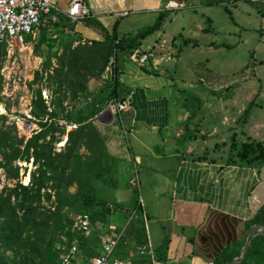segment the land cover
<instances>
[{"label":"crops","instance_id":"obj_1","mask_svg":"<svg viewBox=\"0 0 264 264\" xmlns=\"http://www.w3.org/2000/svg\"><path fill=\"white\" fill-rule=\"evenodd\" d=\"M69 1L51 0L56 21L49 29L40 27L38 33L52 31L54 36L62 30L72 38L71 45H89L91 41H101L104 35L85 25L82 19L68 23L62 12ZM165 1L82 0L87 16L98 20L107 33L111 32L115 23L117 38L123 33L136 32L151 24L157 13L164 10L162 5ZM209 1L211 0H188L195 7L206 5ZM226 1L231 4L234 2ZM255 1L264 6L262 1ZM215 2L223 4L225 1ZM168 11L170 13L172 10ZM201 16L203 25L199 26V31L203 35L211 32L212 20L210 14L204 15L202 12ZM168 20L167 17L162 30L145 36L140 45L128 53L120 51L116 44L117 77L109 82L100 76L106 62L98 69L96 80H92L95 88L90 97L102 100V107L110 97L127 101V107L119 115L120 119L105 111L110 120H99L97 130L106 136L103 141L107 153L125 162L133 159L131 166L133 163L136 165L144 185L148 187L144 198L137 195V200L146 221L151 224L152 236L146 233L147 241L156 254L160 247H164L163 259L157 254L158 258L161 261L177 258L171 264H217L225 253L233 252L239 244L242 245L238 256L241 255L251 228H264L248 222L264 201L261 169L256 168L255 160L249 161L247 165H242L235 157L226 164H221L218 160L219 151L213 150V147L219 141L213 138L217 137L216 131L221 121L220 110L221 107L225 109L226 103L232 102L234 98L230 92L221 101V97L214 91L209 92L210 94L203 89L180 93V89L174 88V83L168 76L169 69L176 68L178 62L180 64L183 46H193L198 42L180 32L165 39L162 31ZM183 38L189 41L183 43ZM202 43L207 52L212 54L219 52L216 51L219 48L230 46L210 38L203 39ZM112 47L113 41L111 49ZM133 51H149L147 65L141 67L132 62L128 55ZM110 55L111 51L108 60ZM198 59V56L188 53L183 66L185 70L181 74V77L186 76V81L192 82V89L195 82L203 81L193 68L201 62ZM203 60L207 62L206 57ZM192 75L194 77L191 78ZM209 79L213 80L207 82L210 85L207 88L214 90V78ZM246 122L247 118L244 124ZM254 128L255 126H247L249 132ZM234 136L231 133L230 138ZM224 140L221 141L222 145ZM208 142L212 143L211 146L207 145ZM261 144L264 145L262 142ZM229 145L234 147V141ZM206 146L211 147L207 153L204 150ZM251 157L252 154L249 153V157L245 158L249 160ZM115 188L98 190L100 197L106 198L105 204L109 198L99 191L105 190L111 194L113 191L115 195ZM120 188L119 183L117 190ZM132 199L127 198L125 202L119 200L113 204L115 209H112L111 203L106 204L107 208L100 213H91L89 208L82 205L77 207L90 214V230L99 229L100 233L116 232L122 227L115 224L114 220L110 221V214L116 210L127 212L128 207L132 211ZM234 258L236 257L232 259Z\"/></svg>","mask_w":264,"mask_h":264},{"label":"rangeland","instance_id":"obj_2","mask_svg":"<svg viewBox=\"0 0 264 264\" xmlns=\"http://www.w3.org/2000/svg\"><path fill=\"white\" fill-rule=\"evenodd\" d=\"M215 1L211 0L208 4H202L198 7H195L193 3H189L186 7L170 11L169 20L164 25L162 31L164 32L163 37L169 39L171 36H175L177 32H180L182 35L188 34V37L196 39L198 44L182 47L180 64L178 62L176 68L173 70L169 69L168 76L172 79L174 88L180 89V91L178 90L180 93L196 92L202 89L208 93L214 91L221 97L222 101L225 100L226 94L230 92L231 97L234 99L232 102L226 103L225 109L221 107V121L218 125L219 129L216 131L217 137L213 138L219 142L217 145H214L213 150L219 151L220 159L218 160L221 164H226L231 161L232 157H235L236 161H239L242 165H247L250 160H247L245 157H238L242 146H247L249 141L264 143V6L259 4L258 1L234 0L232 4L226 0H221L225 1L223 4ZM223 6L230 11L231 18ZM202 12L204 15L210 14L212 20L210 23L211 32L203 35L199 31V26L203 25L201 23L203 18L201 16ZM52 34H54L52 31L38 33V36H35L31 41V56L29 57L20 54L15 48L13 49L12 56L8 57L5 46L0 44V108L2 109V112H0V128L8 131L7 143H14L16 140L21 139L20 144L15 143V146L19 148L32 136L24 140L16 132L15 126L10 123V117L18 114V111L22 109L24 101H29L34 117L41 119L44 114L38 113L37 106L39 104L42 106V102L40 103L41 100L38 97L40 96L42 99L44 93L52 110V118L63 117L67 121L78 123V126L81 123L77 122V117H80V115L85 114L86 111L94 107L92 106V101L94 104H96L95 101L97 102V100H94V97L91 98L90 96L95 88V82L93 83L92 80H96L99 74V64H77L75 69L79 70V73L75 71L69 72L68 61L63 56L64 53L68 54L73 49H78L79 47L85 48L92 44L71 45V40H68L71 37L67 36L62 30L54 36ZM207 38L213 41L224 42L225 45L230 46L216 50L219 52L209 53L206 50V46L202 43L203 39ZM188 53H193L195 56H198V60H201L193 68L198 73V76L201 75L203 81L201 83L195 82L194 89L191 88L192 82L186 81V76L181 77V74L185 70L183 66L184 62L188 59ZM26 54H28V51ZM203 57L207 58V62L203 60ZM36 70L37 74H35ZM74 75L77 77L81 75L83 77V89L82 91H78L74 88L75 95L71 96L70 91L72 88L78 87L77 82H74ZM190 77L192 78L194 75ZM211 77L215 81L214 90L207 88V86L210 87L207 82L213 80L209 79ZM88 97L91 101L87 99ZM228 106L229 109H227ZM103 109L104 107L98 108V111L90 118L96 129L100 125L99 120H110L107 112ZM246 118L247 122L244 124ZM115 121L114 123H116ZM44 122L43 120L38 122L40 130L43 128ZM46 122L48 121L46 120ZM247 126H255V128L249 132ZM55 127L56 129H53V131L48 130L47 132L54 139L50 144L52 150L53 148L61 147L57 145V142L63 132L57 125ZM233 130L235 131L233 132ZM114 132H116L115 128ZM231 133L235 135L233 138H230ZM100 135L103 140L104 137L106 138L104 134ZM47 138L48 136H46ZM223 140L226 147L222 145L223 142L221 141ZM231 141H234V147L229 146ZM66 144L67 141L59 151H62ZM211 144V142H208L207 145L211 146ZM204 150L207 153V150H211V147L206 146ZM53 152L57 153L54 150ZM78 153L80 155L86 153L84 146L80 145L78 147ZM246 157H249V154ZM131 161L126 160L125 162L120 159L118 162L116 188L107 187L108 189L115 188V195H113V191L112 194L105 190L99 191L109 198L106 204L111 203L112 209H115L113 204L119 202V200L125 202L127 198L132 199L133 197H137V195H142L144 198L146 191H148V187L144 185L139 171L138 186H131ZM12 166L17 170L15 176L6 175L5 170L0 167V190L13 187L16 183L29 185L31 171L33 170L32 158H28V161L16 158L12 161ZM260 176L262 175L260 174ZM24 180H27V182L25 181L26 184L23 183ZM119 183L121 188L117 190ZM73 189L74 186L68 187L69 191H73ZM48 191L52 193L49 189ZM127 209V212L113 211L109 217L110 221L114 220L115 224L120 227L127 226L135 217L130 207ZM63 212L67 219H63V224L70 227L76 216L83 211L81 208L74 206L71 209L63 210ZM143 226L145 233L152 236L151 224H148V221H146ZM94 231L97 230H91V232ZM69 233V237L64 236L61 239L70 240L74 233L70 230ZM129 245L130 253L134 254L136 245L133 239H130ZM8 254L9 251H5L3 256H7Z\"/></svg>","mask_w":264,"mask_h":264},{"label":"trees","instance_id":"obj_3","mask_svg":"<svg viewBox=\"0 0 264 264\" xmlns=\"http://www.w3.org/2000/svg\"><path fill=\"white\" fill-rule=\"evenodd\" d=\"M224 9L231 18L229 10L225 6ZM168 15V10L159 11L151 24L139 28L136 32L123 33L119 38L115 36V23L111 32L107 33L98 20L83 17L82 22L85 25L93 27L104 37L101 41H91V46L64 53L63 56L68 61V71L79 73L75 66L85 63L99 64L101 68L108 60L115 38L118 39L117 46L120 51L130 52L140 45L145 36L162 30ZM188 41L182 39L183 43ZM74 79L78 87L72 88L71 96L75 95L74 88L78 91L83 89V77L74 75ZM102 102L97 100L94 104L92 101L94 107L77 117V122L81 124L67 133V144L57 153L53 152L50 145L54 139L47 133L48 130L56 129L52 122L27 139L21 148L15 146V143H21V139L7 143L8 131L0 128V167L5 170V174H17L16 168L12 166V161L16 158L28 161L31 157L33 165L29 185L16 183L13 187L0 190V264H61L57 260L55 244L64 236L69 237V230L72 232L71 227L63 224V219H66L63 210L82 205L89 208L91 213H100L107 208L105 199L100 197L98 190L116 187L119 160L107 153L103 138L90 119L97 109L102 107ZM37 110L38 113L44 114V108L40 104ZM80 145L85 148L84 155L78 153ZM249 153L254 154L249 160H255L256 168L261 169L264 184V146L258 142H249L247 146H242L238 157L244 158ZM69 186H74L73 191L68 190ZM132 200L135 217L120 229L114 256L131 254L130 239L134 240L136 246L147 242L141 205L137 197ZM248 222L264 227V201ZM95 230L97 231L89 230L82 236L73 235L79 242L82 257L88 258L102 252L99 243V235L102 233L99 229ZM241 245L239 244L233 252L225 253L217 264H224L237 257ZM5 251H9L7 256H3ZM157 254L163 259L164 247H160ZM144 262L142 257L133 256L132 264ZM234 264H264V234H254L249 240L244 256Z\"/></svg>","mask_w":264,"mask_h":264},{"label":"built area","instance_id":"obj_4","mask_svg":"<svg viewBox=\"0 0 264 264\" xmlns=\"http://www.w3.org/2000/svg\"><path fill=\"white\" fill-rule=\"evenodd\" d=\"M188 4V0H166L162 5V9L177 10L186 7ZM62 14L67 18L68 23H73L87 16L88 12L82 0H70ZM55 21V9L51 4V0H0V44L5 46L6 55L8 57L12 56L13 49L15 48L20 54L27 57L31 56V41L38 33L39 28L45 27L49 29L50 25ZM116 44L117 39H114L110 58L104 65L102 73H100V76L109 82H113L117 77ZM27 51L28 54H26ZM149 56V51H133L128 55V58L142 67L147 65ZM39 99L44 108L43 118L37 119L34 117L31 105L27 100L24 101L22 109L18 111V114L10 117V123L15 126L16 132L26 140L39 132L40 126H38V122L40 120L45 121L43 127L53 122L54 125L63 130L57 142L58 146L59 143H62L61 147L53 148L54 151L59 152L66 142L67 133L75 130L78 123L67 121L63 117L52 118V110L47 102V96L43 93L42 99L40 96ZM126 107V100L110 97L105 102L103 110L108 111L113 117L117 116L120 119L119 115ZM25 181L27 182V180H24L23 183L26 184ZM130 184L134 187L139 184L138 172L134 163L131 167ZM138 198L141 201L139 196ZM90 219V214L86 211L79 213L73 221L72 226L70 225L74 235L82 236L86 234L91 228ZM142 219L145 225L146 219L144 214H142ZM120 232V230L116 232L108 231L100 234L99 243L102 252L99 255L88 258L82 257V251L75 236L68 241L61 240L55 244V249L58 252L57 260L61 264H132L133 256H138L145 260L144 264H171V262L177 261V258H173L170 261H161L148 241L145 244L137 245L134 249V254L114 256L113 251ZM208 264L212 263L209 262Z\"/></svg>","mask_w":264,"mask_h":264},{"label":"water","instance_id":"obj_5","mask_svg":"<svg viewBox=\"0 0 264 264\" xmlns=\"http://www.w3.org/2000/svg\"><path fill=\"white\" fill-rule=\"evenodd\" d=\"M260 1H262V2L264 3V0H260ZM256 233H262V234H264V228L261 229V228H259V227H255L254 229H252V231H250V232L247 234L246 238H245L244 245H243V248H244V249H243L241 255L238 256V257H236V258H234V259H232L231 261H229V262H227V263H225V264H234V263L238 262V261L244 256V254H245V252H246V250H247V248H248V246H249V240H250V238H251L254 234H256Z\"/></svg>","mask_w":264,"mask_h":264},{"label":"bare ground","instance_id":"obj_6","mask_svg":"<svg viewBox=\"0 0 264 264\" xmlns=\"http://www.w3.org/2000/svg\"><path fill=\"white\" fill-rule=\"evenodd\" d=\"M0 112H2V109L0 108ZM62 145V143H59V146H61Z\"/></svg>","mask_w":264,"mask_h":264}]
</instances>
